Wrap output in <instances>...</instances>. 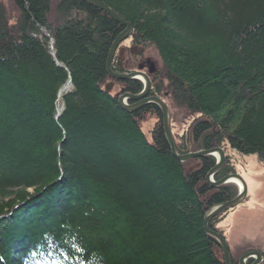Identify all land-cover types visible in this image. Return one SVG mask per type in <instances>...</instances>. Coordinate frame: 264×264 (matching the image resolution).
Segmentation results:
<instances>
[{"label": "trees", "instance_id": "obj_1", "mask_svg": "<svg viewBox=\"0 0 264 264\" xmlns=\"http://www.w3.org/2000/svg\"><path fill=\"white\" fill-rule=\"evenodd\" d=\"M98 1L133 29L113 71L157 52L150 96L171 112L177 152L222 149L216 181L238 174L234 154L264 167V0ZM123 31L83 0L0 3V264H224L204 216L238 188L207 185L215 157L174 159L155 105L120 107L143 89L106 72ZM229 211L210 224L223 237Z\"/></svg>", "mask_w": 264, "mask_h": 264}, {"label": "water", "instance_id": "obj_2", "mask_svg": "<svg viewBox=\"0 0 264 264\" xmlns=\"http://www.w3.org/2000/svg\"><path fill=\"white\" fill-rule=\"evenodd\" d=\"M83 1L98 9L100 8L110 18H113L115 21H117L119 24L125 27L124 32L117 37V39L114 41L110 49V52H109L110 55L106 63L107 72H108V75L113 79L115 78V79L122 80V81L140 80L143 83V86H142L143 89L139 93V95H136V96L132 95L131 93L122 94L118 96L117 101L119 102L120 107L127 113L128 112L134 113V112H137L139 108L145 105L148 106V105L153 104L155 106H158L162 114V123H163V130H164L166 142L168 143V146L171 147V150H172L171 154L174 159H178L181 162H188L189 160L201 159L207 156L213 157L214 155L217 157V163L214 166V168H212L210 172L208 173V175L206 176L207 184L211 188H214V187H222V186H225L226 184H235L234 181L240 182L241 186L239 187L237 185L239 194L234 200L227 201V203L216 205L209 212H207L204 216L205 217L204 218L205 233L209 237L213 238L220 245L221 252H223L224 264H232V261L230 258V252L228 251V247H227L225 240L222 238V236L218 232H215L212 229H210L209 224L211 221H213L216 218L218 214L225 212L227 210L235 209L239 207L241 203L244 202L249 192L247 183L245 182V180H243V178L239 174L238 175L237 174L227 175L226 177L220 179L219 182L212 181L214 176L217 175L225 165V160H226L225 153L220 148H213L212 150H201L200 152H190L187 155H180L177 152L175 138L171 132L170 114H169L168 108L166 104L162 102L161 99L153 95L150 96L151 90H152L151 78L147 74L141 71L131 72L126 75L116 74L115 72H113L110 66L111 61H113V58L116 55L115 53L117 49L119 48V46L122 43H124L125 40L128 39L132 35L133 33L132 27L125 19L118 16L112 9H110L108 6H105L101 1H98V0H83ZM57 65L61 66V64L59 63H57ZM112 86H113L112 84L107 85L108 93H111L113 91ZM130 100L136 101L138 103L134 105L129 104L128 101ZM253 258H254V261L252 262L253 264H262L263 257L258 252L248 253L242 256L238 264H247V260L253 259Z\"/></svg>", "mask_w": 264, "mask_h": 264}, {"label": "rangeland", "instance_id": "obj_3", "mask_svg": "<svg viewBox=\"0 0 264 264\" xmlns=\"http://www.w3.org/2000/svg\"><path fill=\"white\" fill-rule=\"evenodd\" d=\"M0 3L1 4L4 3V5L8 6L9 0H0ZM52 17H54V16L52 15ZM52 19L53 18H51V20ZM130 26H131V24H130ZM124 30H125V27H124ZM47 38L50 40L49 37H47ZM126 44H125L124 49L127 48ZM50 50L52 52L51 55L53 56L55 52L53 51V45L52 44H50ZM138 53H139V51H138ZM120 54H121V59H122L121 61L122 62L125 61L126 64L132 65L133 67H134V65L137 64L136 66L138 67V71H141V72H145L144 71L145 69L147 71H150V69L151 70L156 69V71H158V70L160 71L161 66H162V64H160L158 54L154 49H149L147 51V53H145L144 56H142V57H141V55L138 54V60L136 61V64L134 63L135 61H132L133 60L132 57L127 56L126 53L120 52ZM109 55H108V57H109ZM114 58H115V56H114ZM107 61H108V58L106 60V63H107ZM139 64H141V67ZM110 66L113 70V68H114L113 61H111ZM147 68H149V69H147ZM106 72H107V66H106ZM135 72H137V71H135ZM107 74H108V72H107ZM147 75L149 76V74H147ZM149 77L151 78L152 84H153L156 77L151 76V74ZM110 84H111V82H110ZM116 88H117V86L113 85L112 90L113 89L116 90ZM69 89H71V88H68L67 90H69ZM58 92L59 93H58L57 102H60V100L64 96V94L61 91H58ZM60 112H61V109L58 111V116L60 115ZM170 114H171V112H170ZM155 118H156V116H154V115L149 116L146 118V120L143 123H141L142 129H143L145 134H147L148 130L151 131V128L154 125ZM170 119H171V116H170ZM171 130H172V128H171ZM179 130H180V128H179ZM176 131H177V129H176ZM234 156L237 159L236 160L237 166H235L237 173L240 176H242L243 179L247 182L249 193H248V196H247V199L245 200V202H243L241 205H239V207H237L233 210H230L227 213L225 219L222 220L220 223H217L216 227H217V229H219V231L222 232L225 240H227V242H228V246L230 248L231 255H232V257H234L232 260H237L236 262L238 264L239 260L241 259L240 257H242L248 253H251L253 251H257L259 253H261V252L264 253V167H260L258 165L254 156H249L247 158L239 156L238 154L237 155L234 154ZM211 222H210V224H211ZM210 224H209V228H210ZM222 255H223V253H222ZM253 261H254V258L247 260V263L253 264L252 263ZM232 264H233V261H232ZM263 264H264V261H263Z\"/></svg>", "mask_w": 264, "mask_h": 264}, {"label": "bare ground", "instance_id": "obj_4", "mask_svg": "<svg viewBox=\"0 0 264 264\" xmlns=\"http://www.w3.org/2000/svg\"><path fill=\"white\" fill-rule=\"evenodd\" d=\"M116 39H117V38H116ZM116 39H115V40H116ZM115 40H114V41H115ZM114 41H113V42H114ZM117 50H118V49H117ZM116 52H117V51H116ZM114 72H115V71H114ZM115 73H116V72H115ZM116 74H118V73H116ZM126 74H129V73H126ZM126 74H123V75H126ZM115 80H117V81H122V80H118V79H115ZM126 81H128V80H126ZM126 81H122V82H126ZM135 81H138V80H135ZM139 81H140V80H139ZM141 82H142V81H141ZM142 84H143V83H142ZM71 85H72V84H71V79H70L69 82L67 83V86L64 87V88L61 90V92L64 94L65 91H67L68 88H71V87H72ZM112 85H113V84H112ZM112 87H113V86H112ZM105 90L107 91V86L105 87ZM127 93H130V92H127ZM127 93H125V94H127ZM131 94H132V93H131ZM132 95H134V94H132ZM138 95H139V94H138ZM134 96H136V95H134ZM129 102H133V105L138 103V102L133 101V100L128 101V103H129ZM162 102H164V100H162ZM164 103H165V102H164ZM129 104H131V103H129ZM165 104H166V103H165ZM151 105H153V104H151ZM151 105H148V106H151ZM166 106H167V105H166ZM144 107H146V105H145V106H142V107L139 108V109H142V108H144ZM156 107L158 108V106H156ZM167 108H168V106H167ZM158 109H159V108H158ZM138 111H139V110H138ZM159 111H160V110H159ZM168 111H169V109H168ZM169 114H170V111H169ZM161 115H162V114H161ZM170 116H171V114H170ZM170 121H171V119H170ZM171 132H172V131H171ZM173 136H174V135H173ZM170 150H171V147H170ZM171 153H172V150H171ZM224 153H225V152H224ZM207 157H212V156H207ZM213 157H215V159H216V163H217V157L214 156V155H213ZM204 158H206V157H204ZM189 161H190V160H189ZM189 161H188V162H189ZM180 162H181V161H180ZM225 162H226V160H225ZM181 163H187V162H181ZM216 163H215V165H216ZM215 165H214V166H215ZM224 166H225V165H224ZM213 168H214V167H213ZM223 168H224V167H223ZM223 168H222V170H223ZM222 170H221V171H222ZM221 171H220V172H221ZM207 175H208V174H207ZM207 175H206V176H207ZM237 175H238V174H237ZM215 176H216V175H215ZM215 176H214V178H215ZM241 177H242V176H241ZM214 178L212 179L213 182H214V181H215V182H219V180L216 181ZM242 178H243V177H242ZM243 180H244V179H243ZM205 181H206V177H205ZM234 182H235L234 185H236V186L238 185L239 187L241 186V184H240L239 181H238V182H237V181H234ZM245 182H246V181H245ZM246 183H247V182H246ZM207 185H208V184H207ZM226 185H227V184H226ZM226 185H225V186H226ZM208 186H209V185H208ZM247 186H248V185H247ZM209 187H210V186H209ZM222 187H223V186H222ZM210 188H211V187H210ZM214 188H220V187H214ZM214 188H212V189H214ZM237 188H238V187H237ZM248 193H249V192H248ZM246 199H247V198H246ZM246 199H245V200H246ZM245 200H244V202H245ZM226 203H227V202H226ZM221 204H222V203H221ZM241 204H242V203H241ZM216 205H218V204H216ZM216 205H215V206H216ZM215 206H214V207H215ZM214 207H213V208H214ZM211 209H212V208H211ZM211 209H210V210H211ZM210 210H209V211H210ZM209 211H207V212H209ZM222 213H223V212H222ZM220 214H221V213H220ZM218 215H219V214H218ZM218 215H217V216H218ZM215 219H216V218H215ZM216 232H217V231H216ZM218 233H219V232H218ZM219 234L221 235V233H219ZM221 236H222V235H221ZM222 238L225 240V238H224L223 236H222ZM212 239H213V238H212ZM213 240H214V239H213ZM214 241H215V240H214ZM225 242H226V244H227L228 251L230 252V248H229V246H228V242H227V240H225ZM217 243H218V242H217ZM219 247H220V245H219ZM220 249H221V248H220ZM253 252H257V251H253ZM253 252H251V253H253ZM222 253H223V252H222ZM258 253H259V252H258ZM260 254H261V253H260ZM261 256L263 257V261H264V256H263V254H261ZM230 258H231V261H232L231 252H230ZM238 263H239V262H238ZM247 264H248V263H247ZM262 264H263V262H262Z\"/></svg>", "mask_w": 264, "mask_h": 264}, {"label": "flooded vegetation", "instance_id": "obj_5", "mask_svg": "<svg viewBox=\"0 0 264 264\" xmlns=\"http://www.w3.org/2000/svg\"><path fill=\"white\" fill-rule=\"evenodd\" d=\"M141 67V66H140ZM143 68V67H142ZM147 69H149V68H147ZM153 70V69H152ZM152 70L150 69V71H147L146 69L144 70L145 72H143V73H145V74H149V76H150V74H151V76H153L152 75ZM138 72V71H137ZM154 74V73H153ZM155 79V78H154ZM153 85V84H152ZM130 103V102H129ZM131 104H133V103H131Z\"/></svg>", "mask_w": 264, "mask_h": 264}]
</instances>
